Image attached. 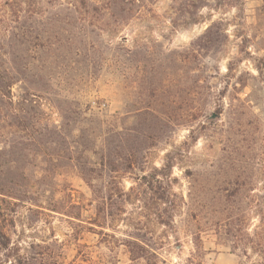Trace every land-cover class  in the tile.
Returning <instances> with one entry per match:
<instances>
[{"label": "rangeland", "instance_id": "374dc122", "mask_svg": "<svg viewBox=\"0 0 264 264\" xmlns=\"http://www.w3.org/2000/svg\"><path fill=\"white\" fill-rule=\"evenodd\" d=\"M150 8L123 27L127 39L117 36L112 71L100 69L99 39L89 67L72 64L78 57L67 44L59 51L39 43L37 55L30 53L36 64L51 60L54 75L72 78L59 94L65 106L102 120L116 117L115 148L121 157L131 153L136 166L125 173L124 186L90 187L71 170L58 176L68 186H51L52 195L66 203L70 195L69 210L78 217L56 214L53 232L42 220L30 224L35 240L55 245L60 264H130L125 240L135 237L167 264H183L199 229L198 264H238L239 256L198 220L229 208L241 216L247 204L263 200L264 0H151ZM45 15L54 17L50 28L67 26L63 14ZM92 21L84 26L100 33ZM166 156L177 178L172 189L185 202L172 226L158 223L167 215L155 198L157 186H130L131 177L159 167ZM99 202L100 227L91 223ZM22 214L17 228L28 223Z\"/></svg>", "mask_w": 264, "mask_h": 264}, {"label": "trees", "instance_id": "16d2710c", "mask_svg": "<svg viewBox=\"0 0 264 264\" xmlns=\"http://www.w3.org/2000/svg\"><path fill=\"white\" fill-rule=\"evenodd\" d=\"M150 2L0 0V264H60L55 245L35 240L32 234L37 235V227L30 222L42 220L43 228L53 232L51 218L56 214L75 217L69 210L70 195H65L67 203L52 195L51 186H68L58 180L62 172H76L90 187L124 186L125 173L136 168L131 153L121 157L115 148L116 117L102 120L81 106L74 110L65 106L59 94L72 87V78L66 73L54 75L51 60L36 64L30 53L37 55L39 43L45 50L55 47L59 51L67 44L65 49L78 57L72 58V64L89 67L95 63L94 48L99 44L94 40L99 39L100 69L112 71L118 59L117 36L127 39L121 35L123 27L134 15L150 11ZM47 12L63 14L67 26L50 28L54 17L48 18ZM90 18L99 25L100 33L86 29L84 23ZM14 86L19 87L16 94ZM172 168L173 160L166 156L159 167L131 177L130 185L157 186L155 198L164 204L167 215L158 223L166 226L173 225L174 213L185 203L172 189L177 182ZM22 210L30 228L24 223L17 228ZM95 215L91 223L100 227V202ZM198 225L228 245L239 256L238 264H264V196L258 203L247 204L241 216L229 208L216 218L198 220ZM26 229L33 232L25 234ZM200 231L193 235V251L183 264L199 263ZM29 237L33 240L26 241ZM125 245L130 264H167L141 238L125 240Z\"/></svg>", "mask_w": 264, "mask_h": 264}]
</instances>
